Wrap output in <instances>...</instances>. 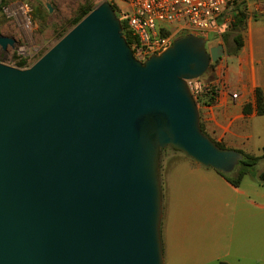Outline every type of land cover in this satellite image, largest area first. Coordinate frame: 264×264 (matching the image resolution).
<instances>
[{
    "label": "water",
    "instance_id": "water-1",
    "mask_svg": "<svg viewBox=\"0 0 264 264\" xmlns=\"http://www.w3.org/2000/svg\"><path fill=\"white\" fill-rule=\"evenodd\" d=\"M207 44L141 61L104 0L31 66L0 62V264H164L162 150L223 173L242 159L202 131L186 82L224 54Z\"/></svg>",
    "mask_w": 264,
    "mask_h": 264
},
{
    "label": "crops",
    "instance_id": "crops-1",
    "mask_svg": "<svg viewBox=\"0 0 264 264\" xmlns=\"http://www.w3.org/2000/svg\"><path fill=\"white\" fill-rule=\"evenodd\" d=\"M245 5L246 17L239 26L242 44L237 52L228 54L227 50L217 60L215 79L208 81L216 87V94L212 103L199 104V113L203 132L213 141L225 148L262 155L259 164L264 162V114L257 112L256 90L260 91L264 101V0H245ZM230 23L231 17L220 27L223 25L229 30ZM231 41L233 43L232 38ZM233 93L235 97H232ZM246 105L248 111L244 112ZM186 162L192 164L190 159ZM192 168L190 172L200 170L199 166ZM263 169L264 166L254 171L258 173ZM211 170L203 178L213 186L223 206H229L231 199L235 206L232 216L225 213L218 215L227 226L226 231L222 230L225 232L217 236L219 248L214 257L218 263L264 264V182L247 173L240 185L234 187L216 170ZM164 179L161 182L163 208L167 186ZM225 207L219 206L218 210L223 212ZM161 226L162 219L160 234L165 264L167 259L174 257L175 252H172L174 245L171 237L166 231L161 232ZM177 262L188 264L191 259L181 254Z\"/></svg>",
    "mask_w": 264,
    "mask_h": 264
},
{
    "label": "rangeland",
    "instance_id": "rangeland-1",
    "mask_svg": "<svg viewBox=\"0 0 264 264\" xmlns=\"http://www.w3.org/2000/svg\"><path fill=\"white\" fill-rule=\"evenodd\" d=\"M102 1L53 0L54 12L48 13L37 0H3L0 4V32L13 36L17 42L14 50L10 46L6 50L0 47V62L17 68L31 66L82 18L86 8L94 7ZM235 3L234 0L223 10L222 21H229ZM217 29L213 28L207 45L222 44L225 54L233 44L232 32L223 28V25L219 31ZM225 36H228L229 41L224 40ZM217 60L210 62L207 70L199 77L201 81L215 79ZM188 159L183 153L170 148H165L160 155L161 182L170 169L168 178L164 179L167 186L161 232L166 231L171 237L174 245L172 252H175L174 257L167 259L165 264H182L177 262L181 254L191 259L188 264H218L214 257L219 248L217 236L225 232L227 226L218 215L225 213L232 216L235 206L232 199L229 206H223L213 186L203 178L212 168L199 166L200 170L190 172L197 165L191 159L192 164L186 162ZM263 166L264 162L257 163L253 169L259 170ZM219 206L225 207V210L219 211Z\"/></svg>",
    "mask_w": 264,
    "mask_h": 264
},
{
    "label": "built area",
    "instance_id": "built-area-1",
    "mask_svg": "<svg viewBox=\"0 0 264 264\" xmlns=\"http://www.w3.org/2000/svg\"><path fill=\"white\" fill-rule=\"evenodd\" d=\"M131 36L135 58L146 59L166 49L180 35L194 34L209 40L213 28L220 30L222 12L232 0H107ZM124 28V27H123ZM124 30V29H123ZM197 99L216 87L199 77L186 81ZM236 94H232L235 97Z\"/></svg>",
    "mask_w": 264,
    "mask_h": 264
},
{
    "label": "trees",
    "instance_id": "trees-1",
    "mask_svg": "<svg viewBox=\"0 0 264 264\" xmlns=\"http://www.w3.org/2000/svg\"><path fill=\"white\" fill-rule=\"evenodd\" d=\"M38 1V0H37ZM234 0H232L233 2ZM237 3H235L234 8H232L231 12V23L229 26V31L232 32V40L233 44L227 51V53H235L240 48L242 41L239 34V26L241 25L242 21L246 17V5L245 0H235ZM3 0L1 1L2 4ZM39 2V1H38ZM231 2V3H232ZM40 3V2H39ZM41 4V3H40ZM93 7H88L86 10L83 11V14L81 17L86 15ZM79 18L76 23L80 20ZM123 25V34L128 42V44H131V36L125 29V23L122 22ZM225 41L228 40V36L223 37ZM206 98V99H204ZM214 98L213 91L206 92L201 98L197 99V103L203 104V103H212ZM256 107L257 112L259 114H264V101L262 99L261 93L259 90H256ZM248 111V106L246 105L244 107V112ZM200 127L202 129L201 123ZM203 131V129H202ZM215 142V141H214ZM219 147H224L222 144L215 142ZM164 150V149H163ZM162 150V151H163ZM241 155L242 159L239 161V163L234 167V169L229 173H223L220 171H217L226 181H228L231 185L234 187H237L240 185L242 177L249 173L253 177L256 178L259 182H264V169L258 173L254 171V166L259 162V160L262 158V155H253L246 153L242 150H237ZM218 264H228L226 262H219Z\"/></svg>",
    "mask_w": 264,
    "mask_h": 264
}]
</instances>
